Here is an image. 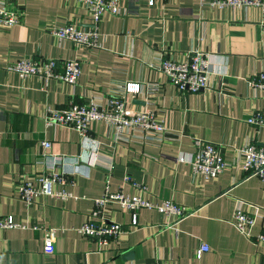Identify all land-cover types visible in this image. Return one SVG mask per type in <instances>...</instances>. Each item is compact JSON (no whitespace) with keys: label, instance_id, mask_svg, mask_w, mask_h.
I'll return each instance as SVG.
<instances>
[{"label":"crops","instance_id":"0c3cea01","mask_svg":"<svg viewBox=\"0 0 264 264\" xmlns=\"http://www.w3.org/2000/svg\"><path fill=\"white\" fill-rule=\"evenodd\" d=\"M1 1L18 22L0 30V217L11 216L24 227H0V264H264V243L253 237L264 233V178L243 176L236 153L247 139L264 148V126L244 121L252 110L264 113V89L245 82L264 71L260 9L211 8L209 0H162L151 6L147 0H117L122 14L102 15L99 47L89 49L58 43L48 32L53 24H89L77 0ZM194 49L224 58V65L218 61L214 67L225 73L210 75L201 91L179 93L146 64L160 51L177 59ZM28 56L79 58L81 73L74 85L58 79L44 85L36 76L22 78L6 70ZM126 82L156 86L146 96L127 97V107L152 110L165 127L161 139L113 143L104 123L97 121L89 125L95 155L76 130L46 124L47 106L95 96L103 101ZM195 139L221 145L228 164L213 178L192 176L188 164L178 160L193 151ZM43 140L50 147L44 149ZM53 154L66 157L56 170L70 172L72 184L65 188L71 196L39 195L26 205L17 183L50 171L40 157ZM105 155L113 164L110 191L136 193L123 181L128 177L145 185L144 198L171 199L191 214L175 222L172 216L141 208L136 224L130 225L129 213L111 203L108 215L124 230L106 245L80 235L76 229L103 190ZM252 206L258 212L251 236L245 237L233 227L231 215L236 207L250 213ZM34 225L57 229L53 253L43 252L42 232ZM201 243L207 249L197 257Z\"/></svg>","mask_w":264,"mask_h":264},{"label":"built area","instance_id":"2783aa9c","mask_svg":"<svg viewBox=\"0 0 264 264\" xmlns=\"http://www.w3.org/2000/svg\"><path fill=\"white\" fill-rule=\"evenodd\" d=\"M162 0H147V5L151 6ZM82 6L86 15L89 16V24L80 27L75 23L63 25L53 24L48 32L58 43L70 41L78 46L95 49L99 47L98 26L104 13L121 15L117 0H77ZM207 5L211 8H233L245 9L255 6L260 9L261 19L257 26L264 41V0H209ZM18 22V17L14 11L7 9L0 0V30L8 29ZM220 62V67L224 65V58L212 54L208 51L189 50L181 57L174 59L164 51H160L146 64L162 73L168 82L179 93L197 92L208 87L210 75H223L225 70L214 64ZM6 70L17 73L20 77L36 76L40 78L44 85L51 79H58L68 84L74 85L81 73V59L73 58L60 61L46 57H23L16 59L6 66ZM248 87L262 91L264 89V71L252 73L245 80ZM156 86L151 83L139 84L136 82L123 83L118 88L117 94L106 97L103 101L100 97H89L87 101H71L63 107H46L44 116L47 125H63L69 129H74L86 146H92L94 154H97L96 143L89 135V125L93 122L102 121L106 126L107 135L113 143L127 142L131 138L142 140H159L162 138L165 127L162 121L157 119L152 110L128 108L127 103L134 94L140 93L143 96L152 93ZM244 121L252 126H264V113L260 110H252L244 118ZM41 146L46 149L50 147V142L43 140ZM193 151L188 156H179V161H185L189 166L192 176H201L204 179L215 177L228 164L222 154L221 145L212 141L195 139L193 141ZM238 156V166L243 176H256L264 178V148L255 145L251 140H246L236 149ZM93 154V155H94ZM51 157V158H50ZM66 157L63 155H44L41 160L48 162L50 171L41 173L30 181H20L16 185L18 197L29 205L36 196H55L66 199L71 193L65 188L72 184L70 172L57 171L56 166L62 163ZM104 163L105 180L102 193L92 199V207L86 220L76 229L85 237L94 239L97 245H106L113 240L124 227L110 219L108 205L114 203L121 211H126L130 215V225L136 224V212L141 208L154 209L164 217L172 216L175 222L181 220L191 211L178 205L168 198H161L157 201H150L142 196L146 187L144 184L124 177L123 181H129L136 193L125 192L120 188L114 191L109 190L108 176L112 169V159L110 155H105ZM96 161V160H95ZM98 162V161H97ZM73 171H76L75 169ZM72 171V172H73ZM258 208L252 206L250 213L243 212L236 207L232 212V225L243 236H251V228L257 216ZM0 227H24L20 223L13 221L11 216L0 217ZM42 232V249L46 254L54 251V241L56 228L33 226ZM254 240L264 243V233H257ZM207 249L203 243L196 251L198 257L200 253Z\"/></svg>","mask_w":264,"mask_h":264},{"label":"water","instance_id":"95a60500","mask_svg":"<svg viewBox=\"0 0 264 264\" xmlns=\"http://www.w3.org/2000/svg\"><path fill=\"white\" fill-rule=\"evenodd\" d=\"M125 256H127V257H131V252H127V253L125 254Z\"/></svg>","mask_w":264,"mask_h":264}]
</instances>
